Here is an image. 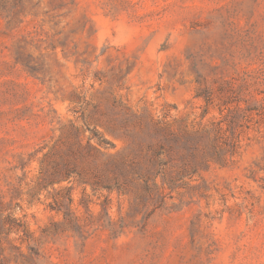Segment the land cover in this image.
Segmentation results:
<instances>
[{
	"label": "rangeland",
	"instance_id": "rangeland-1",
	"mask_svg": "<svg viewBox=\"0 0 264 264\" xmlns=\"http://www.w3.org/2000/svg\"><path fill=\"white\" fill-rule=\"evenodd\" d=\"M0 264H264V0H0Z\"/></svg>",
	"mask_w": 264,
	"mask_h": 264
}]
</instances>
